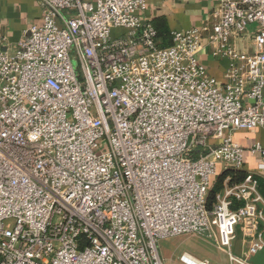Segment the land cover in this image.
<instances>
[{
    "label": "built area",
    "instance_id": "built-area-1",
    "mask_svg": "<svg viewBox=\"0 0 264 264\" xmlns=\"http://www.w3.org/2000/svg\"><path fill=\"white\" fill-rule=\"evenodd\" d=\"M38 1L43 23L0 50V264H165L160 241L216 231L248 264L232 249L241 233L264 250V146L249 172L235 135L264 131V0H217L167 48L147 0ZM205 50L229 60L223 82ZM227 170L246 179L210 208Z\"/></svg>",
    "mask_w": 264,
    "mask_h": 264
},
{
    "label": "crops",
    "instance_id": "crops-1",
    "mask_svg": "<svg viewBox=\"0 0 264 264\" xmlns=\"http://www.w3.org/2000/svg\"><path fill=\"white\" fill-rule=\"evenodd\" d=\"M85 1L93 2L95 0ZM216 4L217 0H147L148 9L144 14V18L162 24L171 34L173 32H187L194 28L211 25L213 23L212 10ZM43 15V9L38 0H0V39L5 38L7 40L6 45L0 46V50H15L32 26L43 23ZM255 29L256 26H252L250 31ZM249 38L250 35L240 43L239 50L252 53L255 51L254 41ZM201 59L211 75L223 82L225 72L229 67V60L213 56L208 50L204 51ZM235 137L248 150L246 152L245 170L255 171L256 164L252 160L249 148L256 142L264 146V131L259 130L251 134L238 132ZM259 179H261L260 192L264 198V174ZM261 209L264 211V205H261ZM204 239L213 245L219 254L213 260L205 257L201 261L209 264L210 262L215 264H237L232 262L229 254L220 247L217 231L212 238L204 237ZM249 243L245 242L243 235L240 233L234 243L233 254L237 258L247 259L248 264H264V250L252 256L247 255ZM181 256L179 257L180 263ZM164 260L167 261L166 256Z\"/></svg>",
    "mask_w": 264,
    "mask_h": 264
},
{
    "label": "rangeland",
    "instance_id": "rangeland-1",
    "mask_svg": "<svg viewBox=\"0 0 264 264\" xmlns=\"http://www.w3.org/2000/svg\"><path fill=\"white\" fill-rule=\"evenodd\" d=\"M103 152H106L105 145L100 150V153ZM159 250L163 260L165 256L167 257V261L164 260L165 264H181L179 257L183 253H189L200 260L205 257L213 260L219 254L218 250L204 238L193 235L162 240L159 242Z\"/></svg>",
    "mask_w": 264,
    "mask_h": 264
},
{
    "label": "trees",
    "instance_id": "trees-1",
    "mask_svg": "<svg viewBox=\"0 0 264 264\" xmlns=\"http://www.w3.org/2000/svg\"><path fill=\"white\" fill-rule=\"evenodd\" d=\"M157 32H158V40L160 42V47L167 48L172 46L173 40H172V34L165 29V27L162 24H157L153 22ZM247 172L242 170H227L225 171L222 176L219 178V181L217 183V186L211 191L209 196V207L212 208L213 205L216 202V195L221 191L222 186L228 178H231L230 185H236L244 182L246 179ZM261 184V179H258ZM261 186V185H260Z\"/></svg>",
    "mask_w": 264,
    "mask_h": 264
}]
</instances>
